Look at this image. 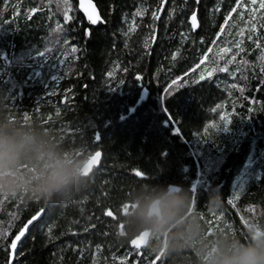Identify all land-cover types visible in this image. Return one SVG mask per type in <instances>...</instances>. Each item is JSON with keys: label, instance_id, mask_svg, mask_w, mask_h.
<instances>
[{"label": "trees", "instance_id": "16d2710c", "mask_svg": "<svg viewBox=\"0 0 264 264\" xmlns=\"http://www.w3.org/2000/svg\"><path fill=\"white\" fill-rule=\"evenodd\" d=\"M93 1L102 17L97 24L79 0H0V104L13 120L39 121L77 155L101 153L79 189L58 202L27 188L0 192V231L8 233L0 237V264H195L192 252L169 254L162 247L165 256L157 260L160 250L148 243L131 245L137 235L123 224L125 201L145 182L184 186L210 235L219 229L246 238L264 225V29L249 24L250 14L236 8V0L198 6L167 0L158 20L152 12L159 0ZM138 7L148 9L143 17L133 15ZM193 9L197 30L189 22ZM249 27L256 28L251 38ZM241 29L243 51L233 43ZM224 47L232 51L221 53ZM46 48L47 56L39 55ZM41 57H47L42 64ZM213 67L228 71L193 83ZM54 71L61 77L49 94L44 87L54 84ZM186 72L187 85L165 98L171 80ZM213 189L225 198L216 210L206 203ZM40 208L46 215L13 254L12 240Z\"/></svg>", "mask_w": 264, "mask_h": 264}, {"label": "clouds", "instance_id": "9594fccd", "mask_svg": "<svg viewBox=\"0 0 264 264\" xmlns=\"http://www.w3.org/2000/svg\"><path fill=\"white\" fill-rule=\"evenodd\" d=\"M86 165L87 156L65 147L48 127L39 121L13 120L0 104V192L27 188L45 202H58L83 184ZM224 201L222 192L213 189L206 203L216 210ZM125 203L126 230L132 235L147 233L154 251L163 247L169 254L192 252L195 264H264V225L252 227L246 238L219 229L210 235L182 185L140 183Z\"/></svg>", "mask_w": 264, "mask_h": 264}, {"label": "snow or ice", "instance_id": "6c2138e0", "mask_svg": "<svg viewBox=\"0 0 264 264\" xmlns=\"http://www.w3.org/2000/svg\"><path fill=\"white\" fill-rule=\"evenodd\" d=\"M166 2H167V0H159V5L157 6L156 10L152 12L153 20H158L160 18V12L163 10V6ZM200 2H201V0H195V5L198 6L200 4ZM81 6L84 8V11L87 13V19L89 20V22L91 24H97L98 22H102V17L97 13L94 5H92L91 3H83L82 2ZM236 8L246 10L250 14L248 17L250 25L258 23L260 28L264 29V0H250V5H249V3H244L243 0H236ZM147 11H148V9L145 7H138L133 15H134V17H143ZM173 12H175V9H173ZM240 17H241V20L244 19L243 11L240 13ZM230 18L231 17H227L225 19L226 25L228 24V21ZM65 19L67 20L68 17L66 16ZM190 24H191V27L193 30H195L199 26L198 20H197V11L195 9H193L191 11ZM134 28H135V21L133 20V29ZM133 29H130V31ZM221 31L223 32L224 29L222 28ZM244 31H245V29H241L240 32L237 34L240 37L239 41H233L236 49H238L239 51H243L241 44L243 41ZM248 32H249V38H251V36L256 32V28L255 27H249ZM87 34L90 35L91 33L89 32ZM125 35H127V33H125ZM150 40L152 43H155V36L154 35L151 36ZM253 43L256 44L257 48L260 47V44L258 41H253ZM148 46H149V40H145L144 47L147 49ZM50 51H51L50 49L46 48L44 51H40L39 55L47 56V54ZM71 51L73 53H75V52H77V48L72 47ZM208 51L211 52L212 48H209ZM219 51L221 53H229L232 51V49L228 48V47H224V48H221ZM147 54L150 55V53H147ZM77 59H78V57H77ZM173 59H175V55H173ZM232 59L235 60V56H233ZM261 60H264V54H262ZM207 61H208V56L206 55L203 57V59L200 60V62L198 64L195 65V69H200L202 67V65H205V63ZM218 70L221 72L228 71V69L226 67L225 68L213 67L210 70L205 68L204 71L200 72L199 78L197 80H194L193 83L196 85H200L201 82H206L208 79H211L213 77L214 73H216ZM260 70H261V72H264V67H262ZM108 75H109V77H111V73H109ZM188 77H189V73L186 72L183 77H177L176 79H172L171 83L164 89L165 98H167L168 96L175 93L178 89L186 86L187 84L185 83V81H186V78H188ZM57 78L58 77H55V80ZM136 80L140 81V80H142V77L137 76ZM49 94H51V93H49ZM166 111H167V109H166ZM223 119L227 124L231 123L230 118L224 117ZM213 126H215V125H213ZM177 131H179V129H177ZM95 140L97 142H99L101 140L100 136L96 135ZM100 158H101V153L99 151H96L95 154L93 156H91L89 163L86 165V167L84 169V175L85 176H88L90 174L91 169H92V165L96 164L100 160ZM134 174H135V176L140 177V178H143L145 175L140 170H135ZM125 207H127V206H125ZM125 214H126V211H125ZM45 215H46V212H45L44 208H40L34 215H32L31 218L28 219L27 222L24 223L23 226L20 228L18 235H16L15 238L12 240V242L10 244V248L12 250H15L17 247V242L21 241L22 237H25V234H26V232H28L29 227L30 226L34 227L37 224H39ZM106 215L109 217H113V212L107 211ZM120 227L123 228V224H121ZM51 233H52V229L49 228L48 229L49 239L52 238ZM7 235H8L7 232L0 231V237L6 238ZM148 240H149V235L147 233H141L140 235H137L135 238H133L130 241V243L132 246L139 249L142 245L147 244ZM164 256H165V252L163 250H160L159 255L156 257V259L161 260V258ZM162 264H163V262H162Z\"/></svg>", "mask_w": 264, "mask_h": 264}, {"label": "rangeland", "instance_id": "374dc122", "mask_svg": "<svg viewBox=\"0 0 264 264\" xmlns=\"http://www.w3.org/2000/svg\"><path fill=\"white\" fill-rule=\"evenodd\" d=\"M65 57H66V54L64 55V57L62 59V62L64 61ZM46 59H47V57H41V59L39 60L40 64L45 62ZM35 74H36V76L40 75L41 74V70L40 69L36 70ZM55 77H58V78L61 77L60 71H54V73L51 75L50 81L54 82V84H52V83L48 84L47 83L46 87H44V89L47 91V93H51L52 94V92L56 89L55 86H56V81H57L58 78L55 80Z\"/></svg>", "mask_w": 264, "mask_h": 264}, {"label": "water", "instance_id": "95a60500", "mask_svg": "<svg viewBox=\"0 0 264 264\" xmlns=\"http://www.w3.org/2000/svg\"><path fill=\"white\" fill-rule=\"evenodd\" d=\"M82 2H83V3H91L92 5H94L95 8H96L97 13L100 15L99 9H98L97 5L95 4V2H94L93 0H79L80 9H81V11L83 12V14L85 15L86 18H87V13L84 11V8L81 6V5H82ZM165 5H166V3L164 4L163 9H164ZM162 11H163V10H162ZM162 11L160 12V14L162 13ZM196 11H197L198 25L200 26V22H199V19H198V10L196 9ZM189 21H190V17H189ZM199 26H198L195 30H197V29L199 28ZM92 156H93V155H92ZM90 159H91V156H90L89 159L87 160V164L89 163ZM100 160H101V158H100ZM100 160H99L96 164L92 165V169H91L90 174L92 173L93 169H94L96 166L99 165ZM90 174H89V175H90ZM18 242H19V241H18ZM18 242H17V244H18ZM15 250H16V249H15ZM15 250H13V254H14V251H15Z\"/></svg>", "mask_w": 264, "mask_h": 264}]
</instances>
